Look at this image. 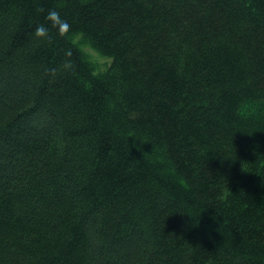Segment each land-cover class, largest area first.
<instances>
[{
    "label": "trees",
    "instance_id": "1",
    "mask_svg": "<svg viewBox=\"0 0 264 264\" xmlns=\"http://www.w3.org/2000/svg\"><path fill=\"white\" fill-rule=\"evenodd\" d=\"M0 264H264V0H0Z\"/></svg>",
    "mask_w": 264,
    "mask_h": 264
},
{
    "label": "clouds",
    "instance_id": "2",
    "mask_svg": "<svg viewBox=\"0 0 264 264\" xmlns=\"http://www.w3.org/2000/svg\"><path fill=\"white\" fill-rule=\"evenodd\" d=\"M47 19L52 22V26L55 27L58 33L62 36H65L71 29L69 22L62 18L60 13L55 9L49 10ZM48 31V28L44 24H38L35 28V35L37 37L45 38L48 36Z\"/></svg>",
    "mask_w": 264,
    "mask_h": 264
},
{
    "label": "rangeland",
    "instance_id": "3",
    "mask_svg": "<svg viewBox=\"0 0 264 264\" xmlns=\"http://www.w3.org/2000/svg\"><path fill=\"white\" fill-rule=\"evenodd\" d=\"M75 43L79 44L81 49L90 57V59L96 64L99 71L105 70L110 64V60L100 56L94 49L90 46L82 44V37L77 36L74 39Z\"/></svg>",
    "mask_w": 264,
    "mask_h": 264
}]
</instances>
